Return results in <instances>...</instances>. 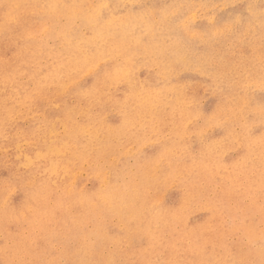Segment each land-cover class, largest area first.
<instances>
[{"label": "rangeland", "instance_id": "obj_1", "mask_svg": "<svg viewBox=\"0 0 264 264\" xmlns=\"http://www.w3.org/2000/svg\"><path fill=\"white\" fill-rule=\"evenodd\" d=\"M91 37H95L94 43L85 47L90 61L83 70L72 73L64 89L55 87L56 95L52 93L54 89L44 88L49 77L58 79L55 77L71 64L76 50L82 49ZM106 45L117 52L132 53L137 67L135 77L147 91L143 110L149 126L141 120L135 124L136 133L146 138L143 155L154 159L155 174L176 172L166 184L168 188L161 187L158 197L152 199L153 205L177 208L179 194H187L191 187L197 190L198 198L190 206L192 209L183 211V221L152 222L148 218L142 222L146 230L142 239L135 245L123 242V252L131 254L134 264H264V0H0V47L11 57L7 68H0V191L12 194L14 206L25 203L26 208L30 207L31 191L23 189L33 185L21 188L16 182L32 169L26 165L25 171L16 170V159L24 160L37 149L45 138L47 124L59 117L67 103L77 106L79 117L70 126L57 125L52 131L54 142L66 139L74 132L72 126L81 124L88 114L97 113L98 95L85 102L78 101L73 93L79 89L89 91L94 77L105 71L109 57L103 54L92 61L90 54ZM240 54L242 59H238ZM227 59L235 63L224 66ZM164 64L172 71L169 83L178 90L187 88L189 96L186 101L179 94L164 97L166 112L174 106L179 110H175L177 116L162 123L151 117L157 91L167 83ZM11 71H18V76L3 83V77ZM129 87L125 83L119 90L105 88L103 105L109 106L120 99L115 96L133 90ZM174 101L179 104L174 105ZM147 102L151 105L147 106ZM227 103L235 111L223 116L218 113L219 107L223 104L226 108ZM182 119L184 128L180 129ZM178 129L182 134L173 139ZM172 141L177 144L175 150L162 155L163 143ZM218 148L223 149L220 156ZM137 151L135 144L125 150L119 147L118 154L123 159L111 155L107 162H100L104 172L95 181L85 165L76 174L79 189L93 193L96 184L105 189L111 174L122 167L120 183L128 188L133 184L147 197H153L158 187L152 177L142 179L144 170L136 163ZM201 187L209 192L205 194ZM6 205L0 204V212L12 208ZM142 210L144 214L151 212L150 206ZM27 213L29 222L8 219L0 229V264H70L68 250L87 246L85 240L75 238L72 232L66 234L53 222L42 230V219H32ZM94 219L103 220L101 216ZM106 221L114 231L121 230L125 235L117 217ZM85 229H94L91 220L85 223ZM9 230L13 234L6 233ZM90 249L93 246L84 251ZM114 249L111 245L106 251H94V255L105 260ZM134 252L141 257L133 256Z\"/></svg>", "mask_w": 264, "mask_h": 264}, {"label": "bare ground", "instance_id": "obj_2", "mask_svg": "<svg viewBox=\"0 0 264 264\" xmlns=\"http://www.w3.org/2000/svg\"><path fill=\"white\" fill-rule=\"evenodd\" d=\"M51 12H52V9H51ZM91 38L92 39H89L88 41L84 43V46L82 49L76 50L75 55L72 59V62L67 67V69L63 73H62V70L59 71V73L60 74L62 73V74L57 75L55 77L58 79L53 81V78L50 79L49 77L50 83L48 84L49 82V79H48L44 88L49 87L50 89H54L55 87L56 88L58 87L59 89H64L66 87L64 86L66 82L70 81L71 79V74L79 73L80 71L83 70V68L90 61V57H87L85 47L87 45L90 46L94 43L95 37H91ZM103 54L109 57L106 61L108 62V64L106 63L107 68L105 69V71L103 73L99 72L97 76L98 78L94 75L95 77L92 81V85H91L92 87L90 86L91 88L89 89V91L85 92L82 89H79L78 91H76L77 89L76 88L75 89L76 92L74 91L75 93H73V95L78 98V101H85V102H88L90 98L92 97V95H98L99 98H96L98 99V102L96 104V107L98 108L97 113L95 115L94 114L91 115V114H88L87 112L86 114L88 115L85 117V119L83 120L81 124L72 126L74 128L73 133L70 132L67 135V138L65 137L66 139H62L60 142H54L55 138L52 136V131L54 130V128L60 124H68L70 126L71 122H74L73 121L74 118L77 117L78 119L79 117L76 115L77 106L70 107L68 106V103H67L63 111L60 112L59 117L55 121H51L47 124L46 131L43 135L45 136V138H43L39 142V144L37 145V149L27 154L24 160L16 159V162H15V164H17L15 169L19 170L20 172H22L23 170L24 171L26 170V165L30 166L32 169V171L31 170L25 171L24 175L18 178L16 182L21 186V188H25L26 184L28 183H31L33 185L31 187L23 189L24 192L31 191L30 196L33 198V201H32V204H30V201H29V205L31 208L30 207H27V208H28V213L32 215V219H42V224H41L42 230L46 229L47 225L53 222L59 227L58 229H62L66 234L68 232L70 233L72 232L73 234H75V238L79 237L86 241L85 244H87V246H85V248H82L83 245H81V242H80V245L82 246L81 249L76 250V251H72L70 249L68 250V254L70 257L69 261L71 262L70 264H121L120 261H123V264H134V262H132L131 257H130L131 254H129L130 255L129 256L123 252L122 243L128 242L131 245H135L137 244L139 240L142 239L143 234L146 232V230L142 228V222H144L148 218H150L152 222H164V223L176 222V221L181 220V218H182L181 221H183L184 216L182 217V215L185 213V212L183 213V211L189 208L194 202L198 201V198L195 195V192H197V190L195 191V189H193V187H191L190 185L191 188L187 194H183V195L179 194V198L181 197V201L177 204L179 205L177 208L176 206L175 208L170 209L169 207L168 208L164 206L156 207V205L155 206L153 205L152 199L158 197L160 193L159 190L161 187L168 188L166 184L168 183L169 180H172L175 178L176 172H174L173 170H170L166 173L163 172V173L155 174L154 173V165H155L154 159L151 158V156L147 154L143 155V152H144L143 146L145 145L146 138H145V135L141 133H136L135 124L137 121L141 120L146 126H149V118L148 117L146 118V113L143 110L144 109L143 106L146 104L147 91L142 88L143 87L142 85H139V82H140L138 80L139 78L136 79L135 77V70L137 69V67L134 61V56H131L132 53L130 52H128L129 55H127L122 52L114 51L112 48L110 49V47H107L106 45L104 46L103 50H97L95 52H92L90 54V56L93 57L91 60L93 61L95 58H99ZM207 56H203V57H207ZM239 58H241V54H240V57L238 55V59ZM10 59H11L10 54L2 51V48L0 47V68H3V69L7 68ZM241 59H240V62H244L243 60L241 61ZM230 60L225 62L226 64H224V66L229 65L230 62L235 63V61H230ZM78 61H81V62H78ZM237 65H239V62ZM222 68H225V67H222ZM163 73L164 75L167 76L165 78L167 83L164 84L160 88L159 91H157V99L154 105V109L152 110L151 118L153 121L165 123L168 120H170L173 116H177L175 110H179V108L174 106L170 111L166 112L164 110L165 108H163V103L165 102V99L163 98L164 97L168 98L169 95L174 96L176 94H179L184 99V101H186L187 97L189 96V93H188L187 88L178 90L172 83H169V81L171 80L170 77H171L172 71H171V68L167 66L166 64L163 65ZM17 76H18V71H11L10 75L4 76L2 81L3 83H6L7 80L12 81ZM212 77L214 79L217 78L215 76H212ZM125 83H128V85L131 88H133V90L126 91L124 94L121 93L119 97L115 96V99L116 98H120V99H117L116 101L114 100V102L110 104L109 106L103 105L104 102H103L102 96L105 91L104 89L107 87L108 88L114 87V89L119 90L118 89L119 86L121 84L124 85ZM7 86L8 85L4 86L5 90L7 89ZM58 91L63 92L62 90H58ZM52 93L56 95L57 89H54ZM1 102H2V95H0V106H1ZM242 102L243 100L239 101V106L242 104ZM173 104L177 105L179 103L178 101L177 102L174 101ZM228 104L229 103H227L226 108L223 106V104L222 106L220 104V107L218 106L219 105L218 104L217 106L220 108V111L218 110L219 111L218 113L224 116L225 113H231L235 111V110H232L233 108L231 109V107H228ZM149 105L151 104L147 102V106ZM113 111H115V113H113ZM181 113H183V111H181ZM110 114H112V116H110ZM216 118H218V116H216ZM77 119H75V121ZM109 119H110V122H109ZM112 120H113V123H111ZM217 121L219 122V120ZM184 122H185L184 119H182V121L179 122L180 129L184 128L183 126ZM212 123L214 122H211V124ZM86 133L88 134L87 136H86ZM205 133L206 132H203V134ZM180 134H182V132L178 129L174 132L172 138L178 139ZM48 137H49V140H48ZM201 137L203 138V136ZM204 139H206V135ZM221 141H224V139H222ZM130 144H135L138 148L137 156H136V163L137 165L140 164L141 168L144 170L143 173L141 174L142 179L150 180L152 177L155 181L154 182L155 185L158 187V190L153 197H147L143 192H141L133 184L128 188L126 185L120 183L119 182V179L121 177L120 170L122 169V167L117 168L111 174L110 181L108 183V186L105 189H100L97 184L95 185L96 190L93 193L89 191H85L83 189H79L76 174L80 170H82L85 167V165H88L86 167H88L89 177L95 181L98 179V176H100L101 173L104 172V170L101 169V167L99 166V163L102 161L107 162L109 157H111V155H116L117 159H123V157H120V154H118V148L122 147V149L125 150V148L127 149ZM192 146H191V149H192ZM176 147H177V144L175 141H172L169 144L167 143L166 145L163 143L162 149L160 150L161 154L168 156L171 153L169 149L173 151L175 150L173 148H176ZM213 149H214V146H213ZM221 150L223 149H220V153H217L216 151L214 152H216L220 156ZM224 151L222 152V155ZM241 165L240 167L242 170L243 165L242 166ZM247 168L249 169V167ZM244 169L245 167L243 168V171ZM10 173H12V171ZM243 177H244V174H243ZM211 183H213V180L211 181ZM213 184L215 185V183ZM203 186H205V182ZM195 187L197 188V185ZM207 189L209 190V187ZM203 190L204 189L202 188V191ZM59 191L61 194H59ZM206 191L207 190H204V192ZM211 191L212 190H210V192ZM207 192L205 194H207ZM217 193L215 194V197ZM170 194H173V193H170ZM203 194L204 193H202L201 196ZM222 194L220 193V195ZM204 197H206V195ZM224 197L226 198L225 195ZM51 198H53L54 200L52 203L48 204V201H50ZM219 198H222V196ZM166 199H167V196H166ZM213 199L214 198H212L211 200ZM211 200L208 203L212 202ZM162 201L163 200H161V202ZM0 202H1L0 204H4V205L7 204V205L12 206L13 208V209L12 208L6 209V211L4 212H0V229L5 225L6 222H8V219H11L17 223H19L22 220H25L26 222L30 221V217L29 216L26 217L25 215V213H27L26 212L27 205L24 203V205H22L21 207L14 206L12 204V194L11 193L8 194V193H4L0 191ZM221 203L225 204L224 201ZM224 204L220 206L223 207ZM144 206L145 207L150 206L151 212L148 214H144L142 210ZM92 208H94V211L91 210ZM225 208H227V206H225ZM236 208H238V206H236ZM72 209L74 210L71 211ZM96 216H101L103 220L99 222L98 220L94 219ZM54 217H58L57 221L51 220ZM108 217H117L119 221H121L122 228H124L123 231L125 230L124 236L120 233L121 230L114 231L112 227H109L108 222L106 221V218ZM89 220H91L94 225V229L92 231H88L85 229V223ZM190 220H192V218ZM151 226L153 225L151 224ZM150 227L148 229H150ZM6 233L13 234V231L9 230ZM111 245H114L115 249L113 251H109V257L107 259L101 260L99 255H97V257L94 255V251L98 253L102 251H106L107 249H109ZM89 246H93V249L84 251ZM136 255L137 253H135V255L133 256H136ZM139 256L141 257V255ZM139 256H136V257H139ZM53 264H57L56 261H53Z\"/></svg>", "mask_w": 264, "mask_h": 264}]
</instances>
